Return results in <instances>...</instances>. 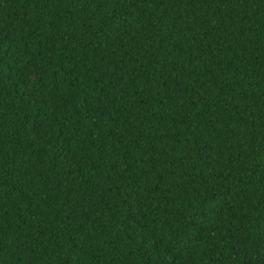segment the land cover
Listing matches in <instances>:
<instances>
[{
	"label": "trees",
	"instance_id": "1",
	"mask_svg": "<svg viewBox=\"0 0 264 264\" xmlns=\"http://www.w3.org/2000/svg\"><path fill=\"white\" fill-rule=\"evenodd\" d=\"M0 264H264V0H0Z\"/></svg>",
	"mask_w": 264,
	"mask_h": 264
}]
</instances>
